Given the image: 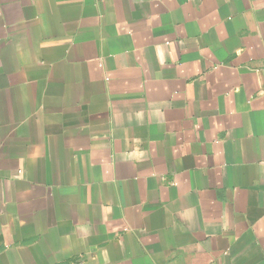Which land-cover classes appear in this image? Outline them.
Returning <instances> with one entry per match:
<instances>
[{
    "label": "crops",
    "instance_id": "1",
    "mask_svg": "<svg viewBox=\"0 0 264 264\" xmlns=\"http://www.w3.org/2000/svg\"><path fill=\"white\" fill-rule=\"evenodd\" d=\"M0 264H264V0H0Z\"/></svg>",
    "mask_w": 264,
    "mask_h": 264
}]
</instances>
